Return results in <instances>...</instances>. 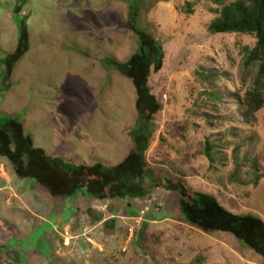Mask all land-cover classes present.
I'll list each match as a JSON object with an SVG mask.
<instances>
[{
    "label": "rangeland",
    "instance_id": "obj_1",
    "mask_svg": "<svg viewBox=\"0 0 264 264\" xmlns=\"http://www.w3.org/2000/svg\"><path fill=\"white\" fill-rule=\"evenodd\" d=\"M131 1L0 0V118H18L51 157L121 163L139 116L136 86L114 65L140 48ZM232 1L144 0L164 50L145 157L160 179L264 223V74L247 62L257 37L210 30ZM181 219L177 193L158 183L143 199L54 197L0 156V264H264L232 233Z\"/></svg>",
    "mask_w": 264,
    "mask_h": 264
},
{
    "label": "trees",
    "instance_id": "obj_2",
    "mask_svg": "<svg viewBox=\"0 0 264 264\" xmlns=\"http://www.w3.org/2000/svg\"><path fill=\"white\" fill-rule=\"evenodd\" d=\"M144 8V0L130 2L131 18L127 27L137 32L140 42L138 52L127 63H114L133 80L138 94L139 116L132 133L133 148L128 156L113 166L103 163L79 165L60 157H51L44 149L34 145L18 118L6 115L0 118V156L7 157L13 163L17 174L31 177L54 197L83 193L100 199H143L158 183L164 189L177 193L181 220L205 232H230L245 246L264 257V223L259 216L227 210L213 195L192 189L184 178L160 179L157 169L146 160L145 153L155 129L153 115L160 110V103L151 92L148 81L151 67H162L164 50L144 21ZM16 19L21 27V41H25L26 22L18 15ZM210 30L213 33L255 34L257 44L253 49H248L247 62L249 65L260 63L261 79L264 74V0H233L224 5L220 16L210 25ZM146 40L150 43H146ZM18 53L12 54L10 61L18 57Z\"/></svg>",
    "mask_w": 264,
    "mask_h": 264
},
{
    "label": "crops",
    "instance_id": "obj_3",
    "mask_svg": "<svg viewBox=\"0 0 264 264\" xmlns=\"http://www.w3.org/2000/svg\"><path fill=\"white\" fill-rule=\"evenodd\" d=\"M167 219H170V218H166V220H167ZM153 220H155V219H153Z\"/></svg>",
    "mask_w": 264,
    "mask_h": 264
},
{
    "label": "water",
    "instance_id": "obj_4",
    "mask_svg": "<svg viewBox=\"0 0 264 264\" xmlns=\"http://www.w3.org/2000/svg\"><path fill=\"white\" fill-rule=\"evenodd\" d=\"M159 186V185H158Z\"/></svg>",
    "mask_w": 264,
    "mask_h": 264
}]
</instances>
